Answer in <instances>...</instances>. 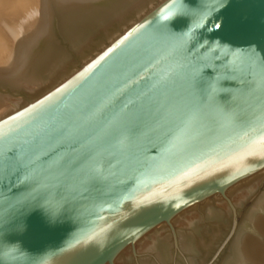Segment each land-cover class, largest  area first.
I'll use <instances>...</instances> for the list:
<instances>
[{
  "label": "water",
  "instance_id": "obj_1",
  "mask_svg": "<svg viewBox=\"0 0 264 264\" xmlns=\"http://www.w3.org/2000/svg\"><path fill=\"white\" fill-rule=\"evenodd\" d=\"M264 168V0H160L0 117L6 264H111Z\"/></svg>",
  "mask_w": 264,
  "mask_h": 264
},
{
  "label": "bare ground",
  "instance_id": "obj_2",
  "mask_svg": "<svg viewBox=\"0 0 264 264\" xmlns=\"http://www.w3.org/2000/svg\"><path fill=\"white\" fill-rule=\"evenodd\" d=\"M155 1L0 0V86L12 92L0 93V117L72 76L78 71L73 61L80 57L87 62L89 57L84 56L97 35L109 34L114 25L128 29V17L135 14L141 18L154 8ZM55 27L69 51L58 44ZM260 211L255 212L257 235L244 242L240 252L235 245V255L228 264H264V209ZM157 240L150 238L142 247L160 253Z\"/></svg>",
  "mask_w": 264,
  "mask_h": 264
},
{
  "label": "rangeland",
  "instance_id": "obj_3",
  "mask_svg": "<svg viewBox=\"0 0 264 264\" xmlns=\"http://www.w3.org/2000/svg\"><path fill=\"white\" fill-rule=\"evenodd\" d=\"M159 1L156 0L154 5ZM127 20L129 29L138 19L134 14ZM57 30L58 44L69 51L70 48ZM126 30L121 25H114L110 27L109 34L104 32L97 35L92 48L84 56L89 57L87 62L76 57L74 67L80 69ZM0 93L11 95L12 92L9 88L0 86ZM22 94L14 95L21 98L24 96ZM261 209H264V168L239 185L145 235L139 242L127 247L111 264H228L235 255V245L238 244L240 252L248 239L257 235V214ZM189 218H193V222ZM187 219L190 223L186 224ZM154 237H158L160 253L155 249L142 247L148 239Z\"/></svg>",
  "mask_w": 264,
  "mask_h": 264
},
{
  "label": "clouds",
  "instance_id": "obj_4",
  "mask_svg": "<svg viewBox=\"0 0 264 264\" xmlns=\"http://www.w3.org/2000/svg\"><path fill=\"white\" fill-rule=\"evenodd\" d=\"M7 245H8V247L5 250L0 251V264H6V261L12 255L13 250H19V249H21L19 243H16V244H7ZM17 246H19V249L17 248Z\"/></svg>",
  "mask_w": 264,
  "mask_h": 264
}]
</instances>
